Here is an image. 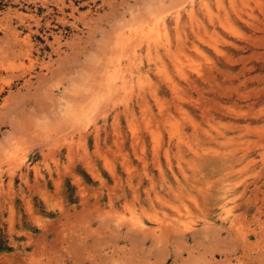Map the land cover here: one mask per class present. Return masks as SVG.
I'll use <instances>...</instances> for the list:
<instances>
[{"label":"rangeland","instance_id":"1","mask_svg":"<svg viewBox=\"0 0 264 264\" xmlns=\"http://www.w3.org/2000/svg\"><path fill=\"white\" fill-rule=\"evenodd\" d=\"M0 264H264V0H0Z\"/></svg>","mask_w":264,"mask_h":264},{"label":"bare ground","instance_id":"2","mask_svg":"<svg viewBox=\"0 0 264 264\" xmlns=\"http://www.w3.org/2000/svg\"><path fill=\"white\" fill-rule=\"evenodd\" d=\"M178 13V12H177ZM194 13V12H193ZM189 17V16H188ZM166 29V28H165ZM152 33V32H151ZM131 53V52H130ZM143 83V82H142ZM129 91V90H128ZM120 94V93H119ZM180 223V222H179ZM143 228V227H142ZM233 228V227H232Z\"/></svg>","mask_w":264,"mask_h":264}]
</instances>
